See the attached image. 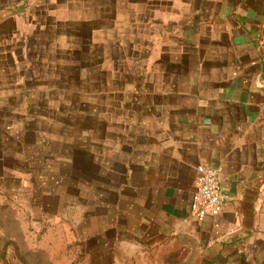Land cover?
Listing matches in <instances>:
<instances>
[{"label": "crops", "instance_id": "crops-1", "mask_svg": "<svg viewBox=\"0 0 264 264\" xmlns=\"http://www.w3.org/2000/svg\"><path fill=\"white\" fill-rule=\"evenodd\" d=\"M200 166L230 197L204 223ZM15 190L108 264H264V0H0V208Z\"/></svg>", "mask_w": 264, "mask_h": 264}, {"label": "rangeland", "instance_id": "rangeland-1", "mask_svg": "<svg viewBox=\"0 0 264 264\" xmlns=\"http://www.w3.org/2000/svg\"><path fill=\"white\" fill-rule=\"evenodd\" d=\"M14 192L7 195L15 200L14 207L0 208V264H108L106 258L101 259L100 251L88 243L82 224L78 226L73 218L65 217L64 212L63 216L42 217L35 206L21 205L20 195H15L19 193ZM166 263L163 256L129 262Z\"/></svg>", "mask_w": 264, "mask_h": 264}, {"label": "built area", "instance_id": "built-area-1", "mask_svg": "<svg viewBox=\"0 0 264 264\" xmlns=\"http://www.w3.org/2000/svg\"><path fill=\"white\" fill-rule=\"evenodd\" d=\"M197 173L196 190L190 211L197 223H204L208 218L220 216L230 197L220 183L218 169L200 166Z\"/></svg>", "mask_w": 264, "mask_h": 264}]
</instances>
